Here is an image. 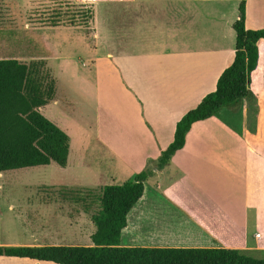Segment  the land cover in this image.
Listing matches in <instances>:
<instances>
[{"label": "crops", "instance_id": "obj_1", "mask_svg": "<svg viewBox=\"0 0 264 264\" xmlns=\"http://www.w3.org/2000/svg\"><path fill=\"white\" fill-rule=\"evenodd\" d=\"M97 1L120 2L108 10L110 26L102 29L93 13L91 41L78 32L70 34L82 36L87 60L80 58L79 78L99 100V121L101 98L111 93L116 95L120 114L110 118V139L82 131L78 158L87 169L84 172L92 176L85 184H120L153 169L123 229L132 230V243L264 251V39L258 41V64L251 73L256 104L244 99L238 111L224 107L194 122L185 145L163 168L157 167L174 140L177 122L216 89L220 75L233 62V23L241 0ZM254 2L260 4L257 9ZM115 14L122 21L120 36L113 30ZM245 25L264 28V0H247ZM97 39L106 50H98ZM64 45L51 37L55 60H60ZM52 101H58L57 92ZM70 161L71 152L65 167ZM37 199L46 198L38 195ZM38 206L35 222L43 233L33 235L28 245L66 243L50 237L45 212L57 217L61 232L83 231V210L62 212L54 209L58 203L51 202Z\"/></svg>", "mask_w": 264, "mask_h": 264}, {"label": "trees", "instance_id": "obj_2", "mask_svg": "<svg viewBox=\"0 0 264 264\" xmlns=\"http://www.w3.org/2000/svg\"><path fill=\"white\" fill-rule=\"evenodd\" d=\"M246 3L247 0L240 1L239 15L233 23V62L220 75L216 89L177 122L174 140L159 157L158 168H163L185 145L194 122L214 116L224 107L238 111L244 99L256 104V95L250 88L251 73L258 64V41L264 39V28H246ZM82 14L85 21L93 18L92 10ZM56 92V78L44 59L27 63L17 58H0V173L52 162L62 167L68 164L69 134L41 111L55 99ZM152 172L148 168L123 183L101 188L97 196L99 208L91 213L96 227L92 244H0V256L57 264H264V258L234 248L121 245L128 214L143 196L145 181ZM89 209L87 204L86 211Z\"/></svg>", "mask_w": 264, "mask_h": 264}, {"label": "rangeland", "instance_id": "obj_3", "mask_svg": "<svg viewBox=\"0 0 264 264\" xmlns=\"http://www.w3.org/2000/svg\"><path fill=\"white\" fill-rule=\"evenodd\" d=\"M119 3L97 0L86 3H80L78 0H0V58H17L27 63L34 59L46 61L47 68L57 81L58 101H51L41 107V111L69 134L71 145V161L68 167L52 162L49 165L0 173V242L21 245L32 243L33 235L43 233L38 230L40 224L35 222L38 213L36 208H40L38 206L40 204L51 202L59 204L58 207H54L55 210L58 208L62 212L75 214L79 209L85 214L83 231L71 233L61 232L59 229L62 226L57 217L50 216L51 212L46 214L47 212L43 211L45 213L42 216L44 215L50 223L48 228L50 237H57L66 242L65 244H92L91 235L96 227L91 224V213L99 208L97 196L103 186L85 184L92 180V176L84 172L87 169L79 161L77 148L84 129L91 130L95 135H101L102 139H110L109 132L112 130L109 128L110 118H114L120 112H118L119 103L115 100L116 95L111 93L110 97L101 98L99 121L97 106L99 100H96L91 86L85 88L79 78L83 69L80 58L87 60L80 34L89 36L91 41L94 29L93 18L85 21L82 13L92 10L96 20H99L98 25L102 29L104 26L108 28L110 26L108 10L111 6L120 5ZM259 5L258 2H254L253 7L257 9ZM121 24V18L115 14L113 30L118 36L123 30ZM72 32L80 34L72 35L70 34ZM51 37L54 42L65 44L63 54L59 55V61L55 60L56 54L51 50ZM71 38L73 40L69 41ZM97 44L100 45L98 50H106L99 39ZM102 99L105 100L104 103ZM65 122L67 126L64 125ZM67 168L70 169L67 171ZM38 195L45 196L46 199H37ZM10 204L15 206L14 209ZM87 204L90 206L88 211L85 210ZM129 231L132 230L122 232L121 245L153 244L132 243L129 239ZM140 235L137 233L136 236L142 238ZM157 244L166 246L167 243ZM168 246H178V243H169ZM245 253L256 258H264V251ZM0 264H35V260L0 256Z\"/></svg>", "mask_w": 264, "mask_h": 264}, {"label": "built area", "instance_id": "obj_4", "mask_svg": "<svg viewBox=\"0 0 264 264\" xmlns=\"http://www.w3.org/2000/svg\"><path fill=\"white\" fill-rule=\"evenodd\" d=\"M257 235L259 236L260 234H259V233H257Z\"/></svg>", "mask_w": 264, "mask_h": 264}]
</instances>
